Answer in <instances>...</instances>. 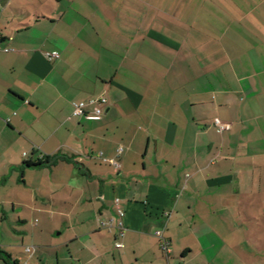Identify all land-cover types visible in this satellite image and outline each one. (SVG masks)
Returning a JSON list of instances; mask_svg holds the SVG:
<instances>
[{
	"label": "crops",
	"instance_id": "obj_1",
	"mask_svg": "<svg viewBox=\"0 0 264 264\" xmlns=\"http://www.w3.org/2000/svg\"><path fill=\"white\" fill-rule=\"evenodd\" d=\"M0 38V222L53 264H264V0H0Z\"/></svg>",
	"mask_w": 264,
	"mask_h": 264
},
{
	"label": "rangeland",
	"instance_id": "obj_2",
	"mask_svg": "<svg viewBox=\"0 0 264 264\" xmlns=\"http://www.w3.org/2000/svg\"><path fill=\"white\" fill-rule=\"evenodd\" d=\"M20 180V177L17 175H14L13 178H10V180L7 182V190L8 194H10L11 202L15 203L14 200H16L15 193L17 192L18 189H21L19 186L17 180ZM16 208V207H15ZM18 208H16L15 211L11 210V206L8 205L7 207L4 208V213L6 215V220L0 222V248L3 249L4 252L11 251L13 256L15 257H26L24 254V249L26 247H36V255L41 252L42 254H45V260L46 264H53V253L52 251L47 247L49 246V239L47 236L41 237V240L39 243L40 245H37L33 242L32 234L35 231H38L39 226L42 224V217H40L38 214H32L30 212L25 213V219H26V226L24 228H20L19 230H25V233H18L16 230L17 224L15 222V217H14V212L18 211ZM2 209L0 207V213ZM36 221V222H35ZM23 241L21 242V238L24 237ZM43 246H46L44 248ZM35 255V257H36ZM33 258L32 260L37 261V257ZM52 258V260H50Z\"/></svg>",
	"mask_w": 264,
	"mask_h": 264
},
{
	"label": "built area",
	"instance_id": "obj_3",
	"mask_svg": "<svg viewBox=\"0 0 264 264\" xmlns=\"http://www.w3.org/2000/svg\"><path fill=\"white\" fill-rule=\"evenodd\" d=\"M1 41V38H0ZM43 57L48 61V62H53L59 59V54L57 52H44L43 53ZM107 104V100L104 97H100L94 100H90L87 103L82 102L79 103L76 107L75 110L73 112L74 116L77 117H81L85 114L84 112V108L87 105H92L93 106V116L95 117H99L102 115L103 113V107ZM214 125L217 128L218 132H221L223 130H228L229 126L220 123L218 120H214ZM116 203L118 202L117 200L115 201ZM117 213L120 217L123 216L122 211H120L119 209L117 210ZM155 236L158 238L159 240V248L162 252V254L167 257L170 254V247H169V243L161 236L160 232L156 233ZM115 247L117 249L122 248L123 246L121 244H116ZM33 252V248L32 247H26L25 248V253L26 254H31Z\"/></svg>",
	"mask_w": 264,
	"mask_h": 264
},
{
	"label": "trees",
	"instance_id": "obj_4",
	"mask_svg": "<svg viewBox=\"0 0 264 264\" xmlns=\"http://www.w3.org/2000/svg\"><path fill=\"white\" fill-rule=\"evenodd\" d=\"M1 42V41H0ZM44 163L43 162H39V163H37V164H32V163H25L24 164V166L26 167V168H36V167H40V166H42ZM5 263H7V264H16V262H9V260H6V259H4L3 260Z\"/></svg>",
	"mask_w": 264,
	"mask_h": 264
}]
</instances>
